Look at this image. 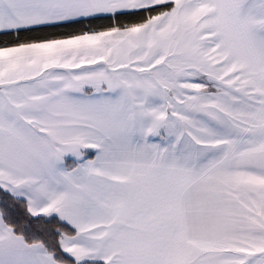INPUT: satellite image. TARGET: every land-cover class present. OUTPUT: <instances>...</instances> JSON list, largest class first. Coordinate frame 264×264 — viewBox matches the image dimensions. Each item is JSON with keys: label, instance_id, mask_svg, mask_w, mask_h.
Returning <instances> with one entry per match:
<instances>
[{"label": "snow or ice", "instance_id": "6c2138e0", "mask_svg": "<svg viewBox=\"0 0 264 264\" xmlns=\"http://www.w3.org/2000/svg\"><path fill=\"white\" fill-rule=\"evenodd\" d=\"M0 264H264V0H0Z\"/></svg>", "mask_w": 264, "mask_h": 264}]
</instances>
